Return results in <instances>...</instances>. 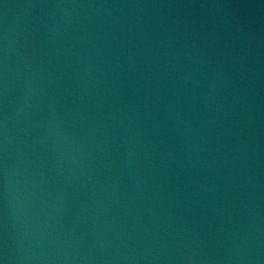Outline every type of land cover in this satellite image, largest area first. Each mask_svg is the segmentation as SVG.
Listing matches in <instances>:
<instances>
[{
	"label": "water",
	"instance_id": "water-1",
	"mask_svg": "<svg viewBox=\"0 0 264 264\" xmlns=\"http://www.w3.org/2000/svg\"><path fill=\"white\" fill-rule=\"evenodd\" d=\"M0 264H264V0H0Z\"/></svg>",
	"mask_w": 264,
	"mask_h": 264
}]
</instances>
